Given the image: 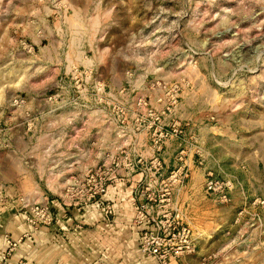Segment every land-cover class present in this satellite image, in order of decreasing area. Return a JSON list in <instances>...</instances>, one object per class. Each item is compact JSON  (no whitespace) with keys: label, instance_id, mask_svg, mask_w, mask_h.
Masks as SVG:
<instances>
[{"label":"rangeland","instance_id":"rangeland-1","mask_svg":"<svg viewBox=\"0 0 264 264\" xmlns=\"http://www.w3.org/2000/svg\"><path fill=\"white\" fill-rule=\"evenodd\" d=\"M193 161L227 201L183 264H264V0H0V264L92 172L163 199Z\"/></svg>","mask_w":264,"mask_h":264},{"label":"crops","instance_id":"crops-1","mask_svg":"<svg viewBox=\"0 0 264 264\" xmlns=\"http://www.w3.org/2000/svg\"><path fill=\"white\" fill-rule=\"evenodd\" d=\"M191 161V160H190ZM190 179L183 187L173 189L163 204L181 217L184 223L193 226L201 218L207 224L216 225L218 203L207 196L204 176L193 161ZM165 176V175H164ZM160 178L163 175L160 174ZM141 177H115L111 180L107 194L98 202L86 205L81 215L74 214L76 208L59 205L55 223L44 226L36 234V245L29 251L33 264H158L140 252L142 230L137 227L135 217L138 206L145 201L139 189ZM168 178L167 181H171ZM142 182V181H141ZM176 191V192H175ZM155 198L156 204L160 196ZM167 202V203H166ZM113 208L107 214L105 205ZM17 234L28 231L20 227ZM2 241V240H1ZM3 245V244H2ZM1 246V245H0ZM184 261L175 264H183Z\"/></svg>","mask_w":264,"mask_h":264},{"label":"built area","instance_id":"built-area-1","mask_svg":"<svg viewBox=\"0 0 264 264\" xmlns=\"http://www.w3.org/2000/svg\"><path fill=\"white\" fill-rule=\"evenodd\" d=\"M112 176L113 173L105 174L102 169L92 172L85 181L81 195L68 206L78 207L80 211L82 206L100 201L108 192ZM205 191L209 196L222 197L223 202L227 201L224 189L213 180H208ZM169 195L170 193L162 195L163 199L153 204L156 202L155 198L151 194L142 193L140 196L144 197L145 201L138 206L135 217L137 227L143 229L142 227L148 226L142 230L140 252L158 264L184 261L183 259L193 255L196 250L192 228L184 223L178 213L169 210L163 204L167 201L165 197ZM105 209L107 214H112L113 208L109 204L105 205ZM36 211L39 220L33 224L51 225L55 221L48 206L37 207ZM6 244L11 250L16 246L11 239H7Z\"/></svg>","mask_w":264,"mask_h":264}]
</instances>
